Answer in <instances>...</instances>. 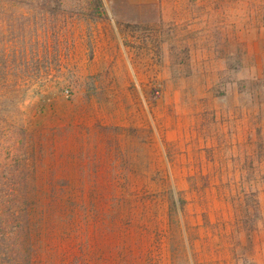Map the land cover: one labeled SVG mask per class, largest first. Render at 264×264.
<instances>
[{
    "label": "rangeland",
    "instance_id": "rangeland-1",
    "mask_svg": "<svg viewBox=\"0 0 264 264\" xmlns=\"http://www.w3.org/2000/svg\"><path fill=\"white\" fill-rule=\"evenodd\" d=\"M0 223V264H264V0H0Z\"/></svg>",
    "mask_w": 264,
    "mask_h": 264
},
{
    "label": "trees",
    "instance_id": "trees-1",
    "mask_svg": "<svg viewBox=\"0 0 264 264\" xmlns=\"http://www.w3.org/2000/svg\"><path fill=\"white\" fill-rule=\"evenodd\" d=\"M18 193V192H17ZM0 225H2L1 223H0ZM0 230H2V229H0Z\"/></svg>",
    "mask_w": 264,
    "mask_h": 264
},
{
    "label": "crops",
    "instance_id": "crops-1",
    "mask_svg": "<svg viewBox=\"0 0 264 264\" xmlns=\"http://www.w3.org/2000/svg\"><path fill=\"white\" fill-rule=\"evenodd\" d=\"M155 3V2H154Z\"/></svg>",
    "mask_w": 264,
    "mask_h": 264
}]
</instances>
